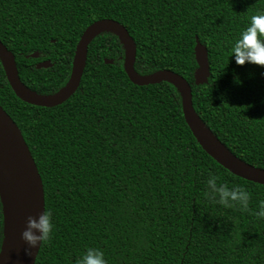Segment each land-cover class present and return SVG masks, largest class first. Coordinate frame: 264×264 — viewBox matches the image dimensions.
<instances>
[{"label": "trees", "instance_id": "trees-1", "mask_svg": "<svg viewBox=\"0 0 264 264\" xmlns=\"http://www.w3.org/2000/svg\"><path fill=\"white\" fill-rule=\"evenodd\" d=\"M262 12L264 0H0V42L21 83L52 96L69 80L84 30L116 21L136 45V74L184 78L206 130L264 170V67L236 65L230 56L250 17ZM195 38L210 73L199 86ZM123 56L115 34L96 36L77 91L54 108L21 102L0 63V107L28 147L54 224L34 264H75L90 247L107 264H264V220L253 215L264 186L217 165L186 126L177 88L132 85ZM44 61L52 66L37 70ZM209 174L248 191L249 211L210 202ZM3 224L0 201L2 237Z\"/></svg>", "mask_w": 264, "mask_h": 264}, {"label": "water", "instance_id": "water-1", "mask_svg": "<svg viewBox=\"0 0 264 264\" xmlns=\"http://www.w3.org/2000/svg\"><path fill=\"white\" fill-rule=\"evenodd\" d=\"M103 32L115 34L123 47V71L129 82L138 87L169 83L177 88L181 96L183 119L193 138L201 149L227 172L258 185L264 186V170L254 168L227 151L204 127L192 105L191 88L187 81L176 73L162 70L149 76L140 77L134 70L136 45L126 29L116 21L102 19L92 23L81 34L76 45L71 74L66 85L52 96H39L28 90L20 81L14 56L0 42V63L6 81L13 94L31 106L54 108L66 102L77 91L86 65L90 42ZM193 73L194 85L206 84L210 76L207 50L195 38ZM40 55L31 54L37 59ZM105 64L111 61L105 60ZM48 61L38 63L35 68L47 69ZM0 201L3 211V239L5 240L4 202L9 213V235L3 264H34L39 247L32 248L30 255L24 254L26 244L20 239L29 216L34 219L44 211V195L41 180L27 145L12 119L0 107Z\"/></svg>", "mask_w": 264, "mask_h": 264}, {"label": "clouds", "instance_id": "clouds-1", "mask_svg": "<svg viewBox=\"0 0 264 264\" xmlns=\"http://www.w3.org/2000/svg\"><path fill=\"white\" fill-rule=\"evenodd\" d=\"M236 65L246 62L264 67V12L250 17L248 26L239 33L231 45V55ZM264 76V72L261 73ZM206 198L224 208L238 206L244 212L249 211L250 193L243 187L233 185L228 187L226 182H219V177L209 174L206 180ZM253 215L264 220V200L257 202V210ZM52 216L49 211H42L35 219L29 216L20 239L26 244L24 254L30 255V250L47 242L53 231ZM3 237L0 236V241ZM75 264H107L104 252L96 247L86 248L84 253L75 260Z\"/></svg>", "mask_w": 264, "mask_h": 264}, {"label": "bare ground", "instance_id": "bare-ground-1", "mask_svg": "<svg viewBox=\"0 0 264 264\" xmlns=\"http://www.w3.org/2000/svg\"><path fill=\"white\" fill-rule=\"evenodd\" d=\"M4 212H5L6 229H5V240H4L2 252L0 254V264H3L4 255H5V251H6V245H7V241H8V235H9V213H8V209L5 205V202H4Z\"/></svg>", "mask_w": 264, "mask_h": 264}]
</instances>
